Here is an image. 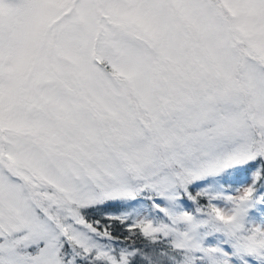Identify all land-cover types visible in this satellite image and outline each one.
<instances>
[{"label":"snow or ice","instance_id":"6c2138e0","mask_svg":"<svg viewBox=\"0 0 264 264\" xmlns=\"http://www.w3.org/2000/svg\"><path fill=\"white\" fill-rule=\"evenodd\" d=\"M0 264H264V0H0Z\"/></svg>","mask_w":264,"mask_h":264}]
</instances>
